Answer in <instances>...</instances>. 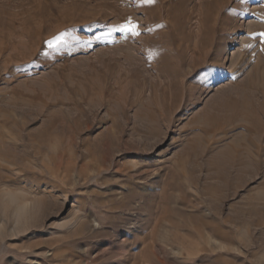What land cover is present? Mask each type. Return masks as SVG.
Segmentation results:
<instances>
[{
	"label": "rangeland",
	"instance_id": "374dc122",
	"mask_svg": "<svg viewBox=\"0 0 264 264\" xmlns=\"http://www.w3.org/2000/svg\"><path fill=\"white\" fill-rule=\"evenodd\" d=\"M259 33L264 0H0V264H264Z\"/></svg>",
	"mask_w": 264,
	"mask_h": 264
},
{
	"label": "snow or ice",
	"instance_id": "6c2138e0",
	"mask_svg": "<svg viewBox=\"0 0 264 264\" xmlns=\"http://www.w3.org/2000/svg\"><path fill=\"white\" fill-rule=\"evenodd\" d=\"M148 3H152L153 0H147ZM121 31V32H127L130 33L132 36H139L140 35V31H139V25L138 23H134L131 19H129L126 23L122 24L119 26L118 29H113V31ZM254 35H259L262 42H264V33H259V34H254ZM60 39H62V36L57 37L56 40L59 41ZM49 46L52 45V41H49Z\"/></svg>",
	"mask_w": 264,
	"mask_h": 264
},
{
	"label": "bare ground",
	"instance_id": "6f19581e",
	"mask_svg": "<svg viewBox=\"0 0 264 264\" xmlns=\"http://www.w3.org/2000/svg\"><path fill=\"white\" fill-rule=\"evenodd\" d=\"M10 198V197H9ZM13 198V197H12ZM14 199V198H13ZM19 208V207H18ZM17 209V208H16ZM19 212V211H18ZM25 212V211H24ZM22 213V212H21Z\"/></svg>",
	"mask_w": 264,
	"mask_h": 264
}]
</instances>
